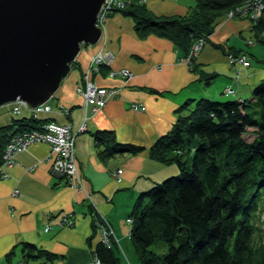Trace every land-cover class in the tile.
Listing matches in <instances>:
<instances>
[{"label":"crops","instance_id":"crops-1","mask_svg":"<svg viewBox=\"0 0 264 264\" xmlns=\"http://www.w3.org/2000/svg\"><path fill=\"white\" fill-rule=\"evenodd\" d=\"M140 3L155 16L182 15L193 6V0ZM248 29L249 23L244 18H219L206 44L194 57L192 70L186 67L183 53L171 41L153 31L140 36L134 32L130 17L110 11L98 41L80 45L68 73L45 102L48 110L36 113L33 118L28 107L19 106L17 113H11V103L0 105V125L13 119L28 123L29 118L35 120L29 121L30 126L45 120L67 124L74 134V157L81 184L88 191L87 200L81 190L69 188L65 177L49 167L45 143L31 142L24 150L13 153L12 163L4 169L6 176L0 177V264L18 260L24 264H92L91 247L97 240L91 231V203L110 225L118 248V239L128 237L129 224L124 219L131 203L140 191L158 181L154 177L164 164L149 159L145 149L133 154L106 150L112 143L146 148L168 129L178 114L185 112L178 109L184 102L189 106L191 100L201 97L211 100L248 97L251 85L264 76V62L253 63L247 57L249 65L240 70L234 81L225 54L209 44L240 50L242 42L237 38L242 39V32L248 33ZM97 50L110 61L91 73L90 81L105 89L113 87L115 93L105 97L95 112L84 111L81 96L74 87L81 82L89 56ZM120 67L129 70L130 78L108 76L110 68ZM210 74L214 76L204 83L203 78ZM228 85L232 95L222 91ZM131 104L143 108L132 109ZM116 168H120L117 182L111 174ZM12 188L17 193L10 197ZM120 193H126L131 201L117 198ZM64 216L71 223L59 226ZM25 244L39 252L25 255ZM119 264L128 263L119 257Z\"/></svg>","mask_w":264,"mask_h":264},{"label":"trees","instance_id":"trees-1","mask_svg":"<svg viewBox=\"0 0 264 264\" xmlns=\"http://www.w3.org/2000/svg\"><path fill=\"white\" fill-rule=\"evenodd\" d=\"M250 1L193 0V6L182 15L155 16L132 0L116 11L130 17L138 35L153 31L171 41L185 57L191 43L207 38L228 11H232L230 18L246 19L249 33L264 43V2L256 17L233 13ZM211 46L225 53L220 45ZM239 51L227 48L231 55ZM213 76H205L203 82ZM186 103L178 108L185 112L146 148L112 143L106 150L133 154L145 149L149 159L176 166V174L140 191L126 215L138 264H264V237L255 216L264 205V76L251 85L246 98L201 97L191 100L189 106ZM30 119L0 125V162L10 132L32 127L29 121L35 120ZM247 133L250 137L244 138ZM91 229L93 233L92 220ZM157 241L164 246L160 253L149 248ZM25 245V255L39 252ZM91 253L99 264H119L114 244L105 247L96 241Z\"/></svg>","mask_w":264,"mask_h":264},{"label":"water","instance_id":"water-1","mask_svg":"<svg viewBox=\"0 0 264 264\" xmlns=\"http://www.w3.org/2000/svg\"><path fill=\"white\" fill-rule=\"evenodd\" d=\"M103 0H0V105L45 103L80 45L95 44Z\"/></svg>","mask_w":264,"mask_h":264},{"label":"built area","instance_id":"built-area-1","mask_svg":"<svg viewBox=\"0 0 264 264\" xmlns=\"http://www.w3.org/2000/svg\"><path fill=\"white\" fill-rule=\"evenodd\" d=\"M132 0H103L98 13L96 14L95 26L101 28L103 22L106 19L107 14L110 11H116L125 8ZM136 2H141L143 0H134ZM264 0H253L249 3H245L241 7H236L233 13L243 15L247 13L250 17H256L257 11L262 7ZM227 16L232 15V11L226 13ZM202 38L195 39L186 54V61L188 57L194 55L200 44H202ZM185 60V59H184ZM110 59L107 58L100 50L95 51L89 56L86 66L81 72V82L74 87V91L81 96L82 108L91 112L98 110L104 103L105 97L115 93V89L104 88L95 85L90 81V75L97 71L99 65H108ZM230 63H237L242 67L248 66V60L244 53L238 52L234 55L229 56ZM238 73V72H237ZM118 75L122 79L130 78L131 74L126 68H110L108 71V76ZM224 94H233V90L230 85L226 86L223 90ZM18 104L20 106L27 107L21 101H15L11 103L10 111L11 113L18 112ZM132 109H142V106L131 104ZM31 116L35 118L36 113L48 110V105L43 103L34 108H29ZM63 111L65 108H61ZM82 128L80 126L79 130ZM73 138L74 134L69 130L67 124H59L50 120L40 121L37 125L32 127L23 128L18 131H12L6 138L3 145L1 153L0 162V177H5L4 169L12 163V154L21 150H24L26 146L31 142H43L48 147V154L46 161L52 170H55L65 177L66 185L69 188L81 190L88 200V191H86L82 184L81 178L79 177V172L77 164L74 157L73 149ZM114 180L117 182L119 180L120 168L114 169L111 173ZM17 190L12 188L9 196L12 197L16 195ZM91 203V202H90ZM90 219L93 222V236L97 241L102 243L105 247H109L111 244L117 245V239L107 221L104 217L96 210V207L91 203ZM124 222L129 224L130 219L127 217ZM71 220L69 218L61 217L58 222L59 226L69 225ZM48 226H45L46 230ZM13 264H24L22 261L18 260ZM92 264H99L95 257H92Z\"/></svg>","mask_w":264,"mask_h":264},{"label":"rangeland","instance_id":"rangeland-1","mask_svg":"<svg viewBox=\"0 0 264 264\" xmlns=\"http://www.w3.org/2000/svg\"><path fill=\"white\" fill-rule=\"evenodd\" d=\"M226 16L225 15L222 16L223 19L230 18V17H228V16L226 17ZM231 18H234V16H232ZM258 38H260V37H258ZM237 40L239 42H242L241 46H239V48H240L241 51L245 52L244 54L246 56H248L250 58H255L257 61L264 62V43L257 42L255 37L252 36L251 33H249V32L247 33V31L242 32V39L241 38H237ZM206 42H207V38H204L202 40V44H200V46H199L198 51L194 55L189 56L187 61H186V58H185L186 56L183 57L185 59V60L183 59V61L186 64V67H188V68L193 70V68H194V63L193 62L194 61H192V60L189 61V60L190 59H194V57L202 49V47L206 44ZM209 44H211V43H209ZM223 50L225 52L224 53L225 56L227 57V61L229 62V56L231 55V53L227 52V50L224 49V48H223ZM230 65L232 66V69H233L232 72L230 73V75L233 78V80L235 81L236 78L239 76L240 70L244 69L245 67H242V66H240L237 63H230ZM226 99H229V98H226ZM18 106H20V104H18ZM1 107L2 106H0V108ZM249 137H250L249 133L244 135V138H249ZM176 171L177 170H176V166H175L174 163L164 164L162 166V169L159 171L160 173H158L156 175V177H154V178L159 181V180H161V179H163V178H165V177H167L169 175L176 174ZM119 192H123V191H119ZM117 198H119L120 200L131 201L130 197L126 193H120L117 196ZM255 216H256L257 221H258L257 226L260 229V234L264 237V205H261L258 208V210L256 211V215ZM118 243H119V246L117 248V253H118V256L120 257L121 261L125 262V263H128V264H138V259H137V256H136V252H135V250L133 248V245H132L129 237H123L122 239H118ZM114 246L117 247V245H114ZM149 248L152 249L156 253H160V252L164 251L163 244L161 242H158V241L155 242L153 245H151Z\"/></svg>","mask_w":264,"mask_h":264},{"label":"bare ground","instance_id":"bare-ground-1","mask_svg":"<svg viewBox=\"0 0 264 264\" xmlns=\"http://www.w3.org/2000/svg\"><path fill=\"white\" fill-rule=\"evenodd\" d=\"M66 218V217H65Z\"/></svg>","mask_w":264,"mask_h":264}]
</instances>
